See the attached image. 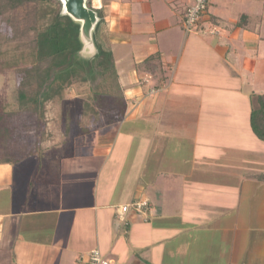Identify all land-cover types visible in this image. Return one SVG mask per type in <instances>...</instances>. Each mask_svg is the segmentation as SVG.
<instances>
[{"label":"crops","instance_id":"obj_1","mask_svg":"<svg viewBox=\"0 0 264 264\" xmlns=\"http://www.w3.org/2000/svg\"><path fill=\"white\" fill-rule=\"evenodd\" d=\"M91 3L110 47L134 66L120 71L113 60L127 112L91 133L110 129L108 139L73 138L86 150L80 158L48 144L0 164V258L87 264L97 248L114 264H264V175L217 165L231 153L218 154L212 129L245 128L259 142L250 113L252 96L264 94V0H208L188 33L193 0ZM170 140L182 142L185 174L168 157L164 164L167 147L158 143ZM149 195L158 205L146 220L132 208L120 220L119 207Z\"/></svg>","mask_w":264,"mask_h":264},{"label":"trees","instance_id":"obj_2","mask_svg":"<svg viewBox=\"0 0 264 264\" xmlns=\"http://www.w3.org/2000/svg\"><path fill=\"white\" fill-rule=\"evenodd\" d=\"M1 1L2 7L10 11L29 5H33L34 11L28 20L32 24L28 31L33 34L30 53L33 68L27 69V75L21 78V83L13 92L12 103L0 107V141L5 137L4 125L8 118L27 112L29 108L43 119L47 103L56 104L60 112L65 110L57 118L67 125L68 130L70 110L65 107L64 101L70 90L86 97L81 115L87 119L88 127L83 129L82 135L96 130L94 127L101 120L98 108L101 103L109 101L115 108L127 112L128 100L119 83L107 32L105 30V35L100 34L103 19L99 20L92 34L96 53L86 59L81 56L80 26L69 16L62 15L59 0ZM252 98L256 105L250 113L251 131L257 140L264 143V94L253 95ZM49 143L43 135L38 139L36 150L42 152ZM5 155H0V164L12 162V157L8 153Z\"/></svg>","mask_w":264,"mask_h":264},{"label":"rangeland","instance_id":"obj_3","mask_svg":"<svg viewBox=\"0 0 264 264\" xmlns=\"http://www.w3.org/2000/svg\"><path fill=\"white\" fill-rule=\"evenodd\" d=\"M1 2L2 1L0 0V107L4 104L12 103L14 99L13 92L17 89L19 83H21V78H23L24 75H27V69L33 68L32 59L30 57L33 47V34L28 31L29 26L32 24H30V21L28 20L31 18L32 11H34L33 5H29V7H20L14 11H10L2 7ZM86 6L92 9L91 0H86ZM94 11L98 14L100 20L103 19L99 10ZM105 30L107 31V28L103 22L100 24V31L102 32H100V34L105 35ZM110 50L113 60H117V64L114 63L116 64L117 69L120 71L128 70L131 73L134 66L131 64L127 53H121V51L117 50L116 46H111ZM88 53H81V56L86 59L92 58V53ZM121 59L123 62H120ZM136 67L138 75L143 76L144 71H142V68L140 66ZM85 98L84 94L78 95L75 90H70L66 93V100L64 102L66 103L65 107L70 110L69 113L71 118V122L68 126L69 131L67 130V125L65 123L62 124L63 121L59 117L57 118V115L59 114L60 116L65 110L60 112L59 107H57L56 104L53 105L47 103L45 117L43 119L29 110V108H27V112L12 115V117L8 118L7 124L4 125L5 132H3V134L5 137L3 141H0V153H2L0 155L8 153L9 157H12V159L30 155L32 154L31 151L36 149L38 139L44 135L47 141L50 142V146H52V148L54 147L51 151L55 152V154L61 152L69 156V154L77 151V155L80 158V155L82 156L86 150L85 148L73 145L72 141L76 136L82 135V131H84L83 129L88 127L87 119L81 115L82 104L84 103ZM252 105L253 109L256 104L253 102ZM207 107L208 105L206 104V108ZM98 108L101 120H98L100 124L98 123L95 125L94 128L96 130L103 127V120H113L122 113L120 109L115 108L109 103V101L101 103ZM206 113V110L202 111L203 117H205ZM212 129L214 132L219 131L220 134L217 138L218 141L216 140L218 143L214 144L215 149L222 147V150H219L218 154L221 151L224 153L225 150L223 148L225 147H228V150L226 151L231 153L230 155H227L226 158L219 157L217 159L219 161L216 163L217 165L222 166L225 164L227 166H236L240 169H242V167H250L251 171H254V173L258 171L259 174L264 175V143L260 141L257 142L256 140L251 141L248 129L245 128H239V133L237 134L235 133V128L214 127ZM222 130L228 133V135ZM213 136H215V134ZM86 137L85 143L93 144L96 143L98 139L105 140L111 137V131L110 129L103 128L98 135L97 133H94L88 134ZM231 140L233 142L229 143ZM181 144L182 142L179 144L174 140H170V143L168 141L158 143V145H165L167 147L166 149H163L164 152L162 153L164 155L163 157H165L163 158L165 166H169L170 162L165 160L168 157L172 163L171 166H173V168L177 167L182 169L181 173L185 174L184 170L186 171L190 166L187 165V168L182 167V157L186 154L183 152L184 149ZM61 145H63V147L59 148L58 146ZM176 146H180L181 150H178L179 148ZM231 147H234L235 149H230V151L229 148ZM251 149H253L252 153ZM171 152L175 153L174 156L171 155ZM170 156L175 159L178 157L179 162L178 160H174L173 162ZM221 156H223V154ZM81 159L83 158L81 157ZM82 162L86 165L85 167L94 166L91 164L92 162H87L86 159H83ZM111 162L112 161H110L108 165ZM138 162L140 163V161ZM153 162L155 161H149L148 176H150L151 167L154 168V164H152ZM138 165L139 164H137V166ZM51 166L54 165L51 164ZM138 169L139 168H137V170ZM87 186L88 185L84 187V191H86ZM231 186L232 185L228 184L229 188H231ZM176 191L179 190L176 189ZM146 199H148L147 201L151 204L154 202L158 205L156 201L157 199L154 196L149 195ZM166 208L167 206L165 209ZM3 257L4 256H1L0 258V264H11L4 261Z\"/></svg>","mask_w":264,"mask_h":264},{"label":"built area","instance_id":"obj_4","mask_svg":"<svg viewBox=\"0 0 264 264\" xmlns=\"http://www.w3.org/2000/svg\"><path fill=\"white\" fill-rule=\"evenodd\" d=\"M208 0H193V4L186 10L183 17V26L185 32H191L202 16L207 11ZM154 92V91H152ZM132 208L136 214L147 219L150 213H152V206L147 200H137L134 201L131 205H123L118 208V215L121 221H125L124 215ZM87 264H114L111 260L105 259L100 251L95 248L90 251L89 259Z\"/></svg>","mask_w":264,"mask_h":264},{"label":"water","instance_id":"obj_5","mask_svg":"<svg viewBox=\"0 0 264 264\" xmlns=\"http://www.w3.org/2000/svg\"><path fill=\"white\" fill-rule=\"evenodd\" d=\"M62 4V15L69 16L80 26V40L82 42L81 53H92L94 56L96 49L92 34L99 22L96 12L86 6V0H59ZM88 53V54H89Z\"/></svg>","mask_w":264,"mask_h":264},{"label":"clouds","instance_id":"obj_6","mask_svg":"<svg viewBox=\"0 0 264 264\" xmlns=\"http://www.w3.org/2000/svg\"><path fill=\"white\" fill-rule=\"evenodd\" d=\"M113 7H115V5H113Z\"/></svg>","mask_w":264,"mask_h":264}]
</instances>
